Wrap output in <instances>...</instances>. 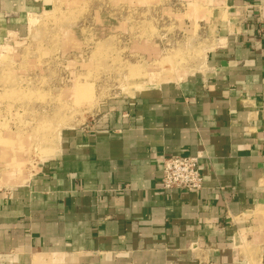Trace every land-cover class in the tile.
I'll use <instances>...</instances> for the list:
<instances>
[{
  "label": "crops",
  "instance_id": "obj_1",
  "mask_svg": "<svg viewBox=\"0 0 264 264\" xmlns=\"http://www.w3.org/2000/svg\"><path fill=\"white\" fill-rule=\"evenodd\" d=\"M185 1L202 10L203 60L149 69L164 75L63 131L0 190V264H264L251 226L264 201V0ZM60 2L0 0V47ZM174 155L200 157L202 189H162Z\"/></svg>",
  "mask_w": 264,
  "mask_h": 264
},
{
  "label": "rangeland",
  "instance_id": "obj_2",
  "mask_svg": "<svg viewBox=\"0 0 264 264\" xmlns=\"http://www.w3.org/2000/svg\"><path fill=\"white\" fill-rule=\"evenodd\" d=\"M186 3L61 0L38 19L31 36L0 47V190L24 183L54 154L63 131L87 124L102 104L164 75L149 69L194 70L191 64L205 52L202 10L196 1ZM148 43L159 46L158 59L141 57ZM254 212L252 243L260 256L264 201Z\"/></svg>",
  "mask_w": 264,
  "mask_h": 264
},
{
  "label": "built area",
  "instance_id": "obj_3",
  "mask_svg": "<svg viewBox=\"0 0 264 264\" xmlns=\"http://www.w3.org/2000/svg\"><path fill=\"white\" fill-rule=\"evenodd\" d=\"M261 132L264 138V127ZM203 181L199 156L174 155L162 159V189L197 191L202 189Z\"/></svg>",
  "mask_w": 264,
  "mask_h": 264
},
{
  "label": "bare ground",
  "instance_id": "obj_4",
  "mask_svg": "<svg viewBox=\"0 0 264 264\" xmlns=\"http://www.w3.org/2000/svg\"><path fill=\"white\" fill-rule=\"evenodd\" d=\"M170 63H171V61H170Z\"/></svg>",
  "mask_w": 264,
  "mask_h": 264
}]
</instances>
